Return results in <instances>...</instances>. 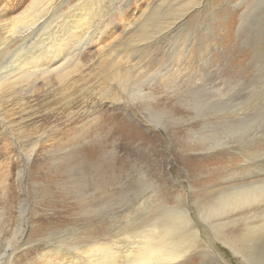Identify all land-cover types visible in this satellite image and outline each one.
<instances>
[{"label":"rangeland","instance_id":"rangeland-1","mask_svg":"<svg viewBox=\"0 0 264 264\" xmlns=\"http://www.w3.org/2000/svg\"><path fill=\"white\" fill-rule=\"evenodd\" d=\"M122 1L64 72L0 86V264H264V0Z\"/></svg>","mask_w":264,"mask_h":264},{"label":"bare ground","instance_id":"bare-ground-1","mask_svg":"<svg viewBox=\"0 0 264 264\" xmlns=\"http://www.w3.org/2000/svg\"><path fill=\"white\" fill-rule=\"evenodd\" d=\"M54 1L33 0L29 9L19 19L13 23L0 24V59L11 51V47H15L13 53L7 58L9 64L5 67L0 66V86L11 77H16L14 81L25 82L26 85H29L30 80L38 71L48 72L46 76L52 72H64L74 62L76 58L74 54L77 55L81 49L87 48L96 37L98 39L110 17L116 11L121 10L125 4V1L122 0H81L71 6L68 13L62 16H56L55 11L51 15H47ZM157 1L163 3L166 0ZM204 1L206 0H201L199 5ZM155 10L156 8L147 16V23L138 25V29H133L132 32L146 30V25L150 24L149 21L155 15ZM186 13L187 11L182 12L175 19L173 17H157L156 28L151 30L149 37H141L135 43H144L142 47L154 45L161 37L170 33L171 27H175L174 25H177L179 19ZM173 20L176 21L170 23ZM126 72L128 73L127 70ZM130 77L131 73L121 75L120 85L128 86ZM126 92L130 96L138 93L133 89ZM254 198H258L257 193L241 196L240 200L247 201ZM155 257H158L156 252L145 250L141 257V263L152 261Z\"/></svg>","mask_w":264,"mask_h":264}]
</instances>
